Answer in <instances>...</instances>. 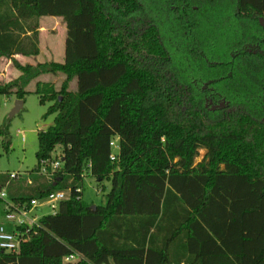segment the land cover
<instances>
[{
  "label": "trees",
  "instance_id": "obj_1",
  "mask_svg": "<svg viewBox=\"0 0 264 264\" xmlns=\"http://www.w3.org/2000/svg\"><path fill=\"white\" fill-rule=\"evenodd\" d=\"M42 17L63 19L65 60L21 65ZM3 58L20 76L0 79V110L41 75L65 77L35 85L54 123L8 198L71 193L0 264H264V0H0V74ZM9 131L0 121L7 151ZM57 146L63 167L41 174ZM85 170L111 184L95 209L77 193Z\"/></svg>",
  "mask_w": 264,
  "mask_h": 264
},
{
  "label": "rangeland",
  "instance_id": "obj_2",
  "mask_svg": "<svg viewBox=\"0 0 264 264\" xmlns=\"http://www.w3.org/2000/svg\"><path fill=\"white\" fill-rule=\"evenodd\" d=\"M56 18L42 17L39 21V45L41 43L43 54L47 58L49 55L47 53L48 48H50L51 53L53 51L55 54H61V57L64 55L67 31L64 21ZM162 33L164 36H167L163 30ZM41 34L42 40H40ZM169 46L171 47V45ZM56 57L54 55V58ZM4 73L7 77L5 79L3 78V81L1 80L2 82H6L7 79H12V69ZM35 80L53 83L55 87L57 86L56 89H60L65 77L62 74H45ZM33 83L35 84V82ZM33 83L26 88L28 94L23 105L24 110L14 117L10 118V114L15 107L17 98L12 95L8 98L3 97L1 99L0 121L2 123L5 119L10 120L9 133L11 139L9 151L4 148L2 143L0 145V172L3 174L20 173L22 178H26L29 172L37 166L38 133L47 130L54 123V115L44 118L51 103L43 105L39 102L38 96L34 93L36 84L34 85ZM193 83L197 88H205L206 90L208 88L207 85L199 86L198 81H194ZM69 90L71 92L76 91V80L70 83ZM227 102L225 100L222 103L223 106L227 105ZM205 153V150H200L196 163L203 159ZM61 154L62 147L57 146L56 150L52 153V159L56 160ZM110 188L111 184L108 180L98 183L95 178L86 173L82 182L83 201L90 206H100L105 203V196L110 191ZM37 214L41 217L42 215L53 214V211L49 207L43 206Z\"/></svg>",
  "mask_w": 264,
  "mask_h": 264
},
{
  "label": "built area",
  "instance_id": "obj_3",
  "mask_svg": "<svg viewBox=\"0 0 264 264\" xmlns=\"http://www.w3.org/2000/svg\"><path fill=\"white\" fill-rule=\"evenodd\" d=\"M24 140V138H23ZM111 148V161L117 160L119 151L118 137H115L110 142ZM52 159V158H51ZM45 160L41 164V174L46 176H52L55 171L63 167L62 154L57 157L56 160ZM91 167V162L88 164V169ZM88 170H85L83 176ZM9 179L6 182L5 187L0 190V200L3 202V208L0 217V248L8 254H16L20 250V246L23 240L26 238V234L29 230L39 225L40 216L37 213L40 212L43 206L49 207L53 214L58 210L60 203L66 201L71 193L70 190L54 191L50 193L46 198L41 200H32L29 204L17 203L8 198L6 187L10 181L18 180L22 177L20 173L7 174ZM77 193H82L81 189H77ZM29 206V207H28ZM24 230V231H23ZM79 259L78 254L71 255L65 258V262H75Z\"/></svg>",
  "mask_w": 264,
  "mask_h": 264
},
{
  "label": "crops",
  "instance_id": "obj_4",
  "mask_svg": "<svg viewBox=\"0 0 264 264\" xmlns=\"http://www.w3.org/2000/svg\"><path fill=\"white\" fill-rule=\"evenodd\" d=\"M42 19V18H41ZM56 19H59L58 17ZM62 19V18H60ZM63 20V19H62ZM66 27V26H65ZM40 40H42V34L40 35ZM50 48H48L47 50V53L49 54L48 55V58L43 54V50H42V46H41V43L39 45V55L37 56H22V55H17L15 56V59L21 64V65H36L37 63H48V62H57V63H63L64 60H65V50H64V55L61 57V54H55L53 51L52 53L50 52ZM54 55H56L57 57L54 58ZM3 66V67H2ZM12 69V79L10 80H6V83L13 80V79H17L19 76H20V72L17 71L13 64H12V61L9 60V59H6V58H3L1 60V74H0V79L3 81V78L5 79L7 76L4 75L5 71H11ZM35 82V84L37 82H39L38 80H33L30 85L28 86H31V84ZM34 84V83H33ZM34 84V85H35ZM57 87V86H56ZM0 174L4 175L3 173L0 172Z\"/></svg>",
  "mask_w": 264,
  "mask_h": 264
},
{
  "label": "water",
  "instance_id": "obj_5",
  "mask_svg": "<svg viewBox=\"0 0 264 264\" xmlns=\"http://www.w3.org/2000/svg\"><path fill=\"white\" fill-rule=\"evenodd\" d=\"M24 102L21 100H17L15 103V107L13 109V111L10 114V118L14 117L15 115H17L23 108ZM93 209H95V206H92Z\"/></svg>",
  "mask_w": 264,
  "mask_h": 264
},
{
  "label": "flooded vegetation",
  "instance_id": "obj_6",
  "mask_svg": "<svg viewBox=\"0 0 264 264\" xmlns=\"http://www.w3.org/2000/svg\"><path fill=\"white\" fill-rule=\"evenodd\" d=\"M224 102H225V100L220 101V102L217 104V107L215 106V109L224 108V107L226 106V105L223 106L222 103H224ZM210 103L212 104V102H210Z\"/></svg>",
  "mask_w": 264,
  "mask_h": 264
}]
</instances>
